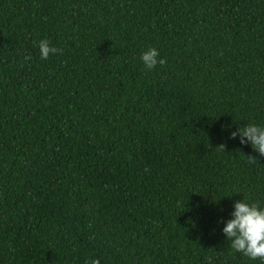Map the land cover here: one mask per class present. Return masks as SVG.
I'll list each match as a JSON object with an SVG mask.
<instances>
[{"label": "trees", "instance_id": "16d2710c", "mask_svg": "<svg viewBox=\"0 0 264 264\" xmlns=\"http://www.w3.org/2000/svg\"><path fill=\"white\" fill-rule=\"evenodd\" d=\"M248 124L264 0H0V264H264L223 233L264 207Z\"/></svg>", "mask_w": 264, "mask_h": 264}, {"label": "clouds", "instance_id": "9594fccd", "mask_svg": "<svg viewBox=\"0 0 264 264\" xmlns=\"http://www.w3.org/2000/svg\"><path fill=\"white\" fill-rule=\"evenodd\" d=\"M41 59H48L50 55L63 54L62 49L50 46L47 39H42L38 44ZM30 55L24 60H31ZM141 60L146 69L152 70L158 64L163 66L166 59L160 58V53L156 48H149L142 53ZM239 136L241 144H250L253 150L260 156H264V127L256 124H248L231 133L235 139ZM220 151H225L223 144L217 147ZM249 163L254 164L257 160L255 156L248 155ZM232 219L228 220L223 228V233L230 241V247L234 252L242 253L251 260L264 262V207L259 202H248L246 199L237 201L234 204V211L231 213ZM90 264H100L99 259H93Z\"/></svg>", "mask_w": 264, "mask_h": 264}]
</instances>
